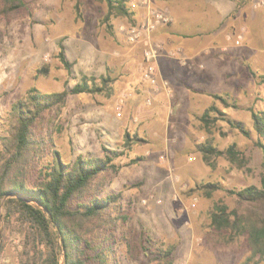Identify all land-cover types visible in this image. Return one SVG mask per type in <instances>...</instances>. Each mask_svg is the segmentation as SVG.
Segmentation results:
<instances>
[{
	"label": "rangeland",
	"instance_id": "obj_1",
	"mask_svg": "<svg viewBox=\"0 0 264 264\" xmlns=\"http://www.w3.org/2000/svg\"><path fill=\"white\" fill-rule=\"evenodd\" d=\"M133 1L143 6L145 0ZM108 12L101 0H25L19 11L0 13V135L12 105L30 89L61 92L83 76L99 79L109 69L111 95H70L64 107L43 115L37 133L53 138L55 150L68 164L79 156L117 155L119 171L106 177L102 196L120 194L118 203L127 216L116 233L122 237L115 246L118 264H166L156 256L160 245L173 247L172 264H245L252 254L248 236L231 241L230 232L212 228L210 212L217 202L230 210L238 207L227 189L261 187L263 152L251 111L264 110V81L259 77L264 76V0H243L228 19L233 47L216 61L205 59L202 83L194 86L197 93L188 86L176 93L166 80L157 88L149 84L144 79L146 41L129 42L130 19L112 15L107 21ZM151 39L157 43L153 35ZM61 48L73 64L71 71L60 59ZM97 51L106 54L102 61ZM170 88L171 100L163 93ZM124 94L128 97L119 115ZM212 106L242 123L250 136L216 112H211L215 124L207 129L202 118ZM128 136L131 146L126 145ZM206 142L222 151L235 146L239 162L214 156L210 166L198 149ZM46 160L51 161V155ZM212 182L223 189L211 198L196 191ZM239 210L264 217V208L246 205ZM21 250V235L16 228L8 230L0 264H20ZM250 264H264V259Z\"/></svg>",
	"mask_w": 264,
	"mask_h": 264
},
{
	"label": "trees",
	"instance_id": "obj_2",
	"mask_svg": "<svg viewBox=\"0 0 264 264\" xmlns=\"http://www.w3.org/2000/svg\"><path fill=\"white\" fill-rule=\"evenodd\" d=\"M101 1L109 8L107 21L116 15L128 17L131 25L135 24L130 7L132 0ZM0 2L3 16H9L25 5V0ZM108 30L112 33L110 25ZM60 59L71 71L73 64L65 58L63 48ZM259 77L264 81V76ZM112 82L111 77L83 76L81 82L61 92L43 93L32 88L25 98L12 105L6 128L0 135V255L5 248L7 231L16 228L21 235L20 264H118L115 246L122 237L121 233L119 236L116 233L118 227L127 221V216L118 203L120 194L102 196L106 177L119 171L114 164L117 155L106 154L104 158L79 156L68 164L55 150L54 139L37 133L43 115L54 108L64 107L70 95L105 92L111 95ZM214 97L229 107L224 98ZM211 112L220 114L221 119L244 136H250V131L242 123L230 120L215 106L202 118L207 129L217 120L211 119ZM251 114L253 129L258 136L257 145L263 152L261 187L251 185L239 190L227 189L238 207L230 210L224 202H217L210 212L212 228L218 232H230L231 241L248 236L252 254L245 264L264 259V217L239 210L246 205L264 208V110H252ZM131 143L128 136L126 145L131 146ZM198 149L210 166L214 156L226 157L232 163L241 158L235 146L222 151L206 142ZM50 155L52 160L45 163ZM222 189L220 183L212 182L199 185L196 191L211 198ZM127 245L131 247L130 243ZM144 250L148 251V248L144 247ZM172 252L173 247L160 245L156 256L158 260L172 264Z\"/></svg>",
	"mask_w": 264,
	"mask_h": 264
},
{
	"label": "crops",
	"instance_id": "obj_3",
	"mask_svg": "<svg viewBox=\"0 0 264 264\" xmlns=\"http://www.w3.org/2000/svg\"><path fill=\"white\" fill-rule=\"evenodd\" d=\"M149 2L158 10L168 12L172 19L169 25L159 26L152 34L155 42H160L162 46L157 60L159 82L169 81L176 93L178 88L186 86L197 93L196 91L199 90L195 87L197 83H202L203 79L200 76L203 74L205 59L216 61L220 55L225 56L233 47L226 23L238 12L243 0H152ZM144 16L145 8L139 5L134 10L135 21L143 19ZM111 34L115 37V32ZM101 55L106 54L99 53L98 61L103 60ZM108 71L109 69L106 74L100 75V78L109 77ZM171 88L163 92L170 100L174 98Z\"/></svg>",
	"mask_w": 264,
	"mask_h": 264
},
{
	"label": "built area",
	"instance_id": "obj_4",
	"mask_svg": "<svg viewBox=\"0 0 264 264\" xmlns=\"http://www.w3.org/2000/svg\"><path fill=\"white\" fill-rule=\"evenodd\" d=\"M142 5L145 8V16L143 19L137 20L135 24L130 26V28L127 30V38L131 43H139L144 40L146 41V70L144 73V79L153 87L157 88L160 85L157 71V60L162 46L157 43H152L151 35L157 30L159 26L169 25L172 19L168 12L151 7L146 0L142 2ZM138 6L139 4L136 2H131L130 4L131 10L133 12L138 8ZM241 41L242 36H238L236 44L239 45ZM163 87L166 89L167 84L164 83ZM127 97L128 95L124 94L119 102L117 108L119 115L122 112V105Z\"/></svg>",
	"mask_w": 264,
	"mask_h": 264
}]
</instances>
